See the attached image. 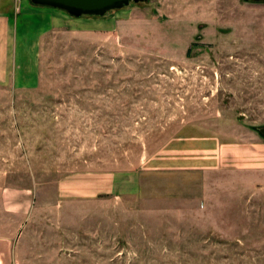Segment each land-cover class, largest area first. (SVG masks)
<instances>
[{
  "label": "rangeland",
  "instance_id": "1",
  "mask_svg": "<svg viewBox=\"0 0 264 264\" xmlns=\"http://www.w3.org/2000/svg\"><path fill=\"white\" fill-rule=\"evenodd\" d=\"M28 7L0 0V264H264V0Z\"/></svg>",
  "mask_w": 264,
  "mask_h": 264
},
{
  "label": "water",
  "instance_id": "2",
  "mask_svg": "<svg viewBox=\"0 0 264 264\" xmlns=\"http://www.w3.org/2000/svg\"><path fill=\"white\" fill-rule=\"evenodd\" d=\"M39 6H49L59 11H64L74 18L84 16H94L103 18L110 11L118 10L131 5L132 3H142L146 0H30ZM264 136V127L259 129Z\"/></svg>",
  "mask_w": 264,
  "mask_h": 264
},
{
  "label": "crops",
  "instance_id": "3",
  "mask_svg": "<svg viewBox=\"0 0 264 264\" xmlns=\"http://www.w3.org/2000/svg\"><path fill=\"white\" fill-rule=\"evenodd\" d=\"M28 13H38L40 15H42V19H45V21H47V24L43 27H41V29H43V32H48V30L50 29H54V28H60L62 27V25H66L69 22V19H76L72 16H70L69 14H67L64 11H59L57 9H51L49 7L47 8H36V9H30L29 7L27 8ZM84 18V17H83ZM80 19V18H78ZM174 143L169 142L168 144H166L161 150H159L157 152V155H165L166 151H172L173 150V145Z\"/></svg>",
  "mask_w": 264,
  "mask_h": 264
},
{
  "label": "trees",
  "instance_id": "4",
  "mask_svg": "<svg viewBox=\"0 0 264 264\" xmlns=\"http://www.w3.org/2000/svg\"><path fill=\"white\" fill-rule=\"evenodd\" d=\"M84 17H86V18H90V17H93V18H98V17H94V16H84ZM83 18V17H82Z\"/></svg>",
  "mask_w": 264,
  "mask_h": 264
}]
</instances>
